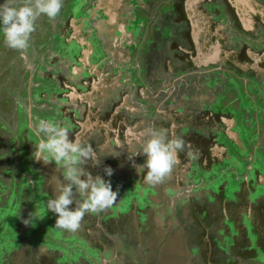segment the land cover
Returning <instances> with one entry per match:
<instances>
[{
    "label": "crops",
    "instance_id": "1",
    "mask_svg": "<svg viewBox=\"0 0 264 264\" xmlns=\"http://www.w3.org/2000/svg\"><path fill=\"white\" fill-rule=\"evenodd\" d=\"M94 1L93 8L80 3L74 16L69 15L70 20L65 21L63 17L57 16L53 18V22H47L53 28H48L47 34L61 38L62 43L72 51L73 62L67 65L68 70L63 71L64 61L60 60V67H55L53 74H49L48 68L42 64L46 78L51 77L50 80L58 84L41 92L39 97L52 99L53 105L64 118L62 126H70V139L74 138L82 145L90 144L94 149V157L100 162V166L97 167L93 160H88L84 164L86 169L94 176L100 175L110 180L114 191L124 189L121 190L118 202L102 212L86 213L79 229L69 234L79 236L77 244L81 242L93 248L99 247L96 254L103 256L104 264H115L118 257L121 258L120 264L202 262V251L208 252L210 247L205 244L201 250L196 235L191 231L186 232L180 223L183 216V219L190 220L194 226L199 223L189 208H184V213L180 212L176 216V225L170 223L172 228H169L160 214L162 208L164 210V204L157 192L144 214H140V208L133 209L132 206L123 205L128 199V181L132 175L128 155L132 153L135 142L147 138L144 135L145 128L166 129L170 138L184 139L183 135L186 134L188 140L184 150L176 154L172 177L178 184L181 180L188 179L186 175L190 165L201 168L207 174L211 171V165H219L224 156L239 153L243 159L233 171L238 179L235 184L238 186V194L247 197L252 193L255 182L264 186V164L261 161L257 164L254 157L256 151L264 148V127L260 128L263 130L262 135L258 130L256 135L249 138L245 133L247 111L241 106L233 107L232 102L225 104L224 96L221 97L210 79L214 70L224 73V65H227L226 68L239 69L245 76H255L258 85H254V88L260 89L262 97L258 100L254 97L253 103L257 108L256 118L260 117V113L264 114V41H260L261 46H257L256 50H251L249 46L242 49L241 46L240 49L232 48L228 51L226 47L229 41L222 34L223 26L214 22L211 13L201 8L202 4L211 5L215 1L182 0L183 5L179 7L177 17L181 20L182 16L190 26L186 37L187 50L180 48L186 57L176 55L177 63L174 65L169 59L160 60L153 51L155 54H151L150 58L154 63L149 68L146 62L150 52L147 49L154 39L148 34V37H140L139 40L129 29L130 22L124 14L125 9L130 7L128 0H91V4ZM245 1L250 14L242 17L238 12L239 7L232 0H227L234 9H238L243 30L252 33L256 31L257 20L264 23V6L257 5L254 0ZM145 6L144 1H141L140 7L144 10ZM91 9L93 14L89 16ZM138 16L139 14L136 16L137 20ZM95 29L98 33L104 32L105 38L101 39L104 35L97 37ZM164 40L166 41L165 38ZM154 46L156 49V44ZM28 60L26 55L27 63ZM188 75L191 76L187 77ZM168 76L173 78L171 85L168 83ZM245 76L241 87L238 80L233 86L236 91L239 89L237 93L241 95L242 102L243 92L246 90L248 93V78ZM184 80H193L195 84L191 81L190 91L193 87L196 90L200 86L199 91L183 93L182 86L178 88L177 83ZM239 95L233 102L238 101ZM143 111L148 114H143ZM30 114L33 126L35 114L32 107ZM39 118L42 119L40 114ZM2 121L5 126L4 120ZM258 122L262 123L264 119ZM29 134L24 138L23 150L13 143L7 147L5 132L3 137L0 136V193L1 186L6 191L4 197L0 194V213L3 201H10L13 205L9 210V218L6 214H0L3 238L7 232L11 231L12 234L9 240L0 241V264H21L24 254L26 259L28 257L29 264H87L86 261L91 257L88 254L91 252H85L84 249L85 253L75 252L72 247H66L65 243L70 244V237L66 235V230L55 227V214L46 210L47 200L54 198V187L62 182V177L54 164L45 165L33 158L34 144L39 137L34 132ZM116 140H119V145L115 143ZM201 142L206 146L199 145ZM251 142L252 145H249ZM251 147L252 152L249 149ZM117 150L121 153L117 157L111 156L117 154ZM2 155L8 157L4 158L7 165L1 164ZM246 156L249 157L248 164ZM209 158H212L211 164L205 166L208 170L203 167ZM23 163L26 164L24 169L29 168L31 172H23ZM18 165L21 169H18ZM106 166L113 170L111 177L104 173ZM13 172L17 176L11 175ZM247 172L249 173L246 175ZM197 195L199 198L205 196L199 191ZM183 204L187 207V203ZM219 205L224 206L223 203ZM225 208L226 206L223 207ZM251 208L252 206L244 208L250 217L253 214ZM14 216L17 218L14 219ZM24 220H29V223L25 224ZM198 225L201 230L200 224ZM90 237L93 239L89 240ZM12 243L15 244L13 247ZM106 247L109 249H103ZM139 247L145 256H139ZM26 252H29V256ZM91 264H94L93 261Z\"/></svg>",
    "mask_w": 264,
    "mask_h": 264
},
{
    "label": "rangeland",
    "instance_id": "2",
    "mask_svg": "<svg viewBox=\"0 0 264 264\" xmlns=\"http://www.w3.org/2000/svg\"><path fill=\"white\" fill-rule=\"evenodd\" d=\"M141 1H144V3L146 4L144 10L140 7ZM180 1L182 0H128V4L130 3V7L125 9L124 14L130 22L129 29L139 40L142 36L148 37V34H150V36L154 39V42H151L149 48L147 49V52H150L146 62L147 67L149 68H151L152 64L154 63V60L150 58L151 54H153V51L157 53V56L160 60L166 61L167 59H169L174 65H176L177 63V60L175 58L177 57L176 55L186 57V54L182 52L180 48H184L187 50L186 47H188V43L186 42V37L190 32V26L188 21L183 19L182 16L181 20H179L177 17L180 12L179 7L183 5L182 1L180 6H178ZM213 1L215 2L211 5L202 4L201 8L206 12H210L213 21L218 22L220 25L223 26L222 34L229 41L226 50L229 51L232 48L238 47L240 49L241 46H249L251 50H256L257 46H261L259 38L260 36L257 33H247L236 25V23L239 21L236 19V17L233 16L231 8L229 7L226 0ZM263 1L264 0H254L257 5L261 6H264ZM4 2L5 0H0V3ZM7 2L11 6L16 7L23 6L24 4L29 2L34 3V0H7ZM80 3L82 5H84L85 3L87 7H90L91 5L90 8H93L95 1L91 4V0H62V6L57 16L63 17L65 21L70 20L69 15L74 16L73 14L75 12V9L79 6ZM233 3L235 4V6L239 7L238 12L242 17H244L248 13L250 14V12L248 11V6L244 8L245 5L240 4V2H238L237 0H233ZM241 8H243V10ZM92 14L93 11L91 9L88 15L92 16ZM137 14H139L140 22L142 20L144 23L142 27H138V25H136ZM50 20L51 22H53V18L50 19L44 14H41L36 19L35 31H33L30 35L28 47L23 50L9 48L4 42L3 36L0 35V136L3 137L4 132L6 133L5 143L7 144V147L13 143L14 145H19V147L23 150L22 146L25 144L24 138L27 137L30 132H34L35 125L40 119L39 114L42 119L43 117L50 119L52 118L59 124L61 123V125H64V118L61 116L60 110H58L57 107L53 105L52 99H41L39 97L41 92L45 91L46 89H49L52 86H57L58 84L57 82L50 80L51 77H49L48 79L46 78L45 71L42 70V64H45V67L48 68L47 72L49 74H53L52 72L54 71V68L60 67V64H58L60 60L64 61L63 71L68 70L66 69L67 65L73 62L72 51L69 50L66 45L62 43L61 38L54 34H47V31L49 29H53L52 24H47V22H49ZM256 26H258L259 29H263L262 25L258 20L256 21ZM139 28L140 33L138 32ZM57 29L58 28H55V30ZM95 31V35L97 37L104 35L102 36L103 38H100H105L104 32L98 33L97 29H95ZM164 38L166 39V41L164 40ZM154 44H156V49ZM26 55H28L29 57L28 63L26 61ZM146 56L147 55H145V57ZM231 60H233V57H231ZM146 63H144V65L142 66V73L144 72ZM226 67L227 65H224V73L217 72V70H214L213 73L210 74L211 82L213 83V85L216 86L221 97L223 98L224 96L226 102L225 104H231L232 102V104H234L233 107L241 106L242 108H244V111H247V120L245 125V133L247 134V136L251 138L252 135H256V132L258 130L261 131L262 135L263 130L260 128L264 127V122L261 123L258 121L264 119V114L260 113V117L256 118L255 112L257 108L255 103H253L254 97L257 98L256 100L262 97L261 93H259L260 89L256 90L254 88V85H258L257 79L255 78V76L253 77L250 74H246L245 76V74L239 71V69L237 68ZM190 76L191 75H188L187 77ZM244 76L248 78V93H246V90L243 92L244 102H242L240 99L241 95L237 93L239 89L236 91L233 86L235 85L236 80H238V84L241 87L243 85L242 79ZM191 81L193 84H195L193 80L179 81L177 83L178 88L179 86H182L183 93L185 94H189L194 91L198 92L200 86L197 85L196 90L193 87L192 91H190L189 85L191 84ZM203 81H205V78ZM168 83L170 85L173 83V78L171 76H168ZM262 88L264 89V85L262 86ZM225 89H228V91L225 92ZM237 95H239L238 101L233 102L236 99ZM163 98L164 97H161V99ZM38 104H40L39 108ZM31 107L35 114L33 119V126H31L30 123ZM2 120H4L5 126L2 125ZM263 138L264 137H262V139ZM1 145L2 142L0 146ZM249 145H252V142ZM249 149L252 152V147ZM1 151L4 152L3 150ZM117 153H121V151L117 150ZM5 154L7 155V152H5ZM254 157L255 162L257 164H259L260 161L261 164H264V148H261L256 151V155ZM4 158L8 159V157L6 158V156L2 155L1 164L5 163V165H7L6 160L4 161ZM250 160H252V158H250ZM245 161L246 164H248L249 157L246 156ZM14 166L15 165L13 164V167ZM3 167L5 168V166ZM18 169H21V166L18 165ZM28 169H26L24 173L31 172ZM24 170L25 169H23V171ZM7 173L9 174L10 172L8 171ZM248 173L249 172H247L246 175ZM11 175L17 176L15 172L11 173ZM215 175H208L204 173L199 174V176L202 177L204 182L211 181V183L213 181H218L220 179L219 177H221L220 174L217 172ZM189 189L194 191L193 188L189 187ZM5 193V188L1 186L0 194L3 196ZM188 193H190V191H188ZM182 198L184 199V197ZM177 200L181 201L180 198H178ZM172 206L174 205L172 204ZM12 207L13 205L10 201H3L0 214H6L9 218V210ZM13 218L15 219L17 217L14 216ZM135 224H137V222ZM2 227L3 224H0V241L9 240L12 236L11 231L4 234L5 238H3L1 232ZM238 234V231H235V236H237ZM66 235L70 237V242L72 245L77 244L79 236L69 234L68 231H66ZM14 245L15 244L12 243V247ZM88 247L90 246L88 245ZM141 251L142 248H140V250L138 249L137 251L139 256H145V254L141 253ZM28 253L26 252L27 256H29ZM88 255L91 257L86 261V263L91 264L94 258L91 254ZM114 263L120 264L121 262L116 261ZM21 264H29L28 257L26 259L25 254L22 258ZM101 264H104V260L101 262Z\"/></svg>",
    "mask_w": 264,
    "mask_h": 264
},
{
    "label": "flooded vegetation",
    "instance_id": "3",
    "mask_svg": "<svg viewBox=\"0 0 264 264\" xmlns=\"http://www.w3.org/2000/svg\"><path fill=\"white\" fill-rule=\"evenodd\" d=\"M238 1L242 5H248L245 0ZM228 5L231 8L233 16L239 21L237 10L231 6L232 4L228 3ZM139 20L140 18L138 16L136 25L142 27L144 23L142 20L141 22ZM258 21L263 29H259V27L256 26V31H252V33H257L260 36V41H264V23L260 20ZM236 25L243 30L240 26V22H237ZM138 32L140 33V28ZM243 48L245 49L246 47L244 46ZM193 57L194 56H192V58ZM135 69H137V67H135ZM142 113L145 115L148 114L144 111ZM183 137L185 144H188L186 134H184ZM145 140L143 139L141 142H135L132 153L128 155L129 159L134 153L137 154L131 160L129 159L132 175L131 179L128 181V199L123 205L132 206L131 208L133 209L135 207L138 209L140 208V214H144L149 209L151 205L150 202L154 201L152 197H155L157 192L159 197L161 195L159 199L164 204V210L162 208L160 214L165 222L168 223V225H166L169 228H172V226L169 225L170 223L174 226L176 225V216H178L180 212H183L184 208H189L195 220L199 222L195 223L194 226L189 222L190 220L183 219L184 212L182 213L183 217H181L180 220L182 229L188 233L191 231L196 235V240L201 250L204 249L205 244H208L210 247L208 252L207 250L202 251L204 260L199 264H264V186H259V184L255 182L252 187V193L247 195V197H244L241 193L238 194V186L235 185L238 183V179L233 171L234 167L242 162L243 158L239 156V153L231 155L232 157L227 155L224 156L222 162L215 167L211 165V171L207 174L210 173L209 175H215L216 172L219 173L221 177H219L220 179L218 181H213L212 183L211 181L204 182L202 177L199 176V174L203 173V170L199 167L190 165L187 172L188 174L186 175V178L189 180H181V183L178 184L172 177L175 171L174 163L172 170L164 177L162 182L155 185H146L144 183L146 170L141 171L139 167L144 163V156L141 153V144ZM200 141L201 140H199V142ZM199 145L202 147L206 146L204 142H201ZM210 160H212V158H209L207 161L208 163L206 162L203 168L208 169L205 166L211 164ZM191 163L192 160H190V164ZM24 167H26V164L24 165L23 163L22 169H24ZM81 167L86 168L84 164H82ZM25 171L26 169L23 172ZM226 172H229V175H226ZM230 173L232 175H230ZM189 177H191V179ZM189 187L193 188L194 191L190 190ZM119 189L123 190L124 188ZM121 190L118 192L117 202L120 200V195L122 194ZM188 191H190V193H188ZM197 191L203 192L205 196L199 198ZM182 197H184V199ZM178 198H180L181 201H178ZM183 203H187V207ZM220 203H223L227 210L223 209L224 206L219 205ZM172 204L174 206H172ZM250 204H252L251 209L253 210L251 217L244 209L246 206L250 208ZM198 224H200L201 230H199ZM133 229H135V227H133ZM235 231L239 233L236 237H234ZM80 237L84 236L81 235ZM91 239L93 238L90 237L89 240ZM206 239H208L207 241L210 243H205L207 242ZM79 243L80 244L76 245H72L71 242L70 244L65 243V246L68 248L72 247L75 252L82 251L85 253L86 251H90L91 253L89 254L95 259L92 260L93 263L100 264L101 260H103V256H98L96 254L99 247L93 248L81 242ZM103 249L109 248L106 247Z\"/></svg>",
    "mask_w": 264,
    "mask_h": 264
},
{
    "label": "clouds",
    "instance_id": "4",
    "mask_svg": "<svg viewBox=\"0 0 264 264\" xmlns=\"http://www.w3.org/2000/svg\"><path fill=\"white\" fill-rule=\"evenodd\" d=\"M61 6L62 0H34V3L16 7L5 0L0 3V35L9 48L26 49L30 35L35 31L36 19L41 14L55 18ZM69 132L70 126H62L52 119H39L34 128L39 139L34 144L32 156L45 165L54 164L60 171L62 182L55 185V196L47 200L46 210L55 214L56 228L76 232L86 213H99L110 208L117 201L118 192L113 190L110 180L94 176L81 167L88 160H93L97 167L100 162L96 161L90 144L82 145L78 140L70 139ZM144 135L147 137L141 144L144 163L139 167L141 171L146 170L144 183L155 185L170 173L176 154L185 148V141L170 138L166 129L155 127L145 128ZM115 143L119 145V140ZM136 155L134 153L129 159ZM104 173L111 177L113 170L106 166ZM24 223L28 224L29 220Z\"/></svg>",
    "mask_w": 264,
    "mask_h": 264
},
{
    "label": "water",
    "instance_id": "5",
    "mask_svg": "<svg viewBox=\"0 0 264 264\" xmlns=\"http://www.w3.org/2000/svg\"><path fill=\"white\" fill-rule=\"evenodd\" d=\"M246 6H247V5H246ZM248 10H249V9H248ZM94 260H95V259H94ZM116 261H120V262H121V258H120V257H118V259H117V260H115V262H116ZM196 262H197L198 264H199V263H201V262H199V261H197V260H196ZM108 263H109V262H108Z\"/></svg>",
    "mask_w": 264,
    "mask_h": 264
}]
</instances>
